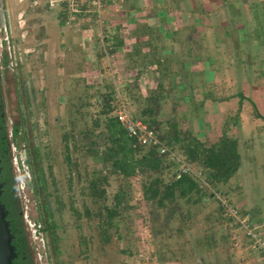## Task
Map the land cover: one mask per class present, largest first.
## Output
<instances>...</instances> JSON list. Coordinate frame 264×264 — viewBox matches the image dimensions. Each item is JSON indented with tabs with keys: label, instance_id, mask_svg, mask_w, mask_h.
Instances as JSON below:
<instances>
[{
	"label": "rangeland",
	"instance_id": "rangeland-1",
	"mask_svg": "<svg viewBox=\"0 0 264 264\" xmlns=\"http://www.w3.org/2000/svg\"><path fill=\"white\" fill-rule=\"evenodd\" d=\"M260 2L264 8V0ZM38 6L44 5L31 4L28 0H0L4 20L0 25V41L5 40L10 48L7 50L2 43L0 56L4 50L9 62L10 51L15 66L13 70L10 66H0V114L9 146L8 174L26 240V263L120 264L132 258L137 225L141 223L148 226L157 259L162 264L178 261L189 249L195 254L197 245L203 264H214L210 253H216V227L220 231L214 196L220 192L237 202L235 187L238 188V183L228 184V180L221 184L207 183L206 171L192 163L193 170L199 173L196 178L199 191L191 194V200L196 202H185L184 198L176 196L158 207L143 199L141 184L154 176L163 181L173 179L178 164L168 162L163 156V167L158 173H137L127 178L110 173L99 161L104 144L100 134L104 115L100 110L106 102L102 95L107 93L101 87H94L97 92H89L82 82L83 76H76L73 85L77 90L71 92L72 95L69 93V98L67 82L61 81L60 90H57L55 83H47L48 78L44 80L46 77L52 80L55 72L52 67L44 72L47 71V68L43 70L44 60L37 64V54L40 56L42 52L38 53L36 46L52 43L54 38L48 34L44 38L39 36L38 24L46 19L36 13ZM263 8L255 5L251 11L246 10L250 17L245 24L248 30H254L264 39ZM261 22L262 26L257 27ZM47 38L48 41L43 40ZM37 65L40 69L35 67ZM33 77H38L39 89L31 98L28 86L29 82L34 83ZM111 92L113 99H109V106L115 99V91ZM148 105L144 103L141 108ZM137 112L135 116L132 114L136 119H148L147 115ZM153 115L162 141L167 119L158 116L156 108ZM13 127L17 130L15 137L11 135ZM62 134L67 136V149L63 148ZM146 148L142 147V152ZM171 151L184 159L178 149ZM253 177H247L252 192L250 197L259 204V201L264 202L258 198L264 193V180ZM91 181L105 190L101 197L89 196ZM116 193L122 196V203L117 206L118 214L112 217L111 225H107L105 207L112 206ZM46 202L51 212L48 223L55 237H51L45 227ZM187 221L192 222V226L187 227ZM182 228L191 230V239L183 234ZM103 235L108 237L105 242L101 239ZM235 252L230 251L231 255ZM187 259V264H199L195 259L191 262L190 257Z\"/></svg>",
	"mask_w": 264,
	"mask_h": 264
},
{
	"label": "crops",
	"instance_id": "crops-1",
	"mask_svg": "<svg viewBox=\"0 0 264 264\" xmlns=\"http://www.w3.org/2000/svg\"><path fill=\"white\" fill-rule=\"evenodd\" d=\"M260 1L104 0L98 14L76 18L73 26L64 23L58 9L38 6L36 13L46 19L36 25L39 36L48 34L54 41L43 39L48 42L36 46L42 52L37 64L44 60L45 73L53 68V79L43 78L57 90L61 81L68 83L67 95L77 90L75 77L83 76L89 92L101 87L107 93L102 98L113 99L115 91L134 116L155 98L158 116L175 120L198 140L211 144L222 135L235 139L239 166L228 184L238 183V200L230 201L260 218L264 202L250 197L247 177L264 180V39L245 24L250 17L246 10L255 5L262 9ZM35 78L28 86L31 98L39 89ZM263 194L258 198L264 201ZM185 202L193 201L190 197ZM182 230L192 238L191 230ZM195 249V254L189 249L166 264H187V257L203 264L198 245ZM232 249L216 227V253H210L214 264H238L241 256L249 264H264L244 247L233 249L234 255Z\"/></svg>",
	"mask_w": 264,
	"mask_h": 264
},
{
	"label": "trees",
	"instance_id": "trees-1",
	"mask_svg": "<svg viewBox=\"0 0 264 264\" xmlns=\"http://www.w3.org/2000/svg\"><path fill=\"white\" fill-rule=\"evenodd\" d=\"M4 43V41L2 42ZM8 64V55L3 50V55L0 56V66L6 68ZM109 99H105L104 106L101 108L100 113L104 115V121L102 125L103 148L99 153V161L103 166H107L112 174H119L123 178L130 177L134 174H147L158 173L161 171L162 157L158 154L156 148L147 147L142 152L143 146L134 144L133 139L126 136L124 129L119 125L117 120L109 115L110 107L108 105ZM150 104L145 108L142 116L147 115L148 119L141 120L148 126L158 130L153 119V113L155 106H157V100L152 98ZM1 113V112H0ZM152 116V117H150ZM96 125L97 122L94 121ZM167 129L164 131V136L161 137L162 144L169 149H178L179 153L184 159L190 163H195L206 171V182L225 183L236 171L239 166V154L237 152L235 139L228 138L222 135L216 142L208 144L198 140L187 131L181 130L175 120L166 122ZM17 134L16 127L11 129V135L15 137ZM159 137V136H158ZM67 136L61 135V141L63 148L67 149L66 144ZM160 140V137H159ZM9 146L6 140V132L3 124V116L0 114V178L9 169ZM7 180L5 184L1 186L0 201L4 204L6 209V219L10 214L18 217L17 211L12 208L11 204L5 202V195L12 189L13 184L10 180L9 174L6 175ZM35 178V174H33ZM10 180V184H7ZM35 187L39 185V181L34 179ZM89 196L92 198L101 197L105 190L98 188L96 181L89 183ZM199 191V187L195 179L192 177L181 174L178 178H173L169 181H163L158 176L150 177L147 181L141 184V193L143 199L147 202L155 203L156 206L162 207L165 201H172L176 196L184 198L185 201H190L191 194ZM120 194L114 195L113 204L111 207H105L107 225H111L112 217L118 214L117 206L122 203ZM45 222L48 234L51 237L54 236L53 227L50 221L51 212L49 211V204L45 205ZM87 213V212H86ZM13 222L9 223L10 233L15 231ZM102 241H107L108 237L103 235ZM18 251V249H17Z\"/></svg>",
	"mask_w": 264,
	"mask_h": 264
},
{
	"label": "built area",
	"instance_id": "built-area-1",
	"mask_svg": "<svg viewBox=\"0 0 264 264\" xmlns=\"http://www.w3.org/2000/svg\"><path fill=\"white\" fill-rule=\"evenodd\" d=\"M20 1V0H19ZM31 4L41 3L48 9H58L64 16V23L74 25L76 18L87 17L93 13L98 14L104 0H28ZM6 49L9 50L5 40ZM0 46L2 42L0 41ZM8 66L14 65L13 57L9 51ZM109 115L114 117L119 125L124 129L127 137L133 139L134 144L143 147H154L158 154L163 155L165 160L178 164V168L173 178H178L181 174L188 175L195 179L199 173L192 168V163L185 162L181 156H176L171 149L161 143L154 128L136 119L129 109L127 100L117 95L110 105ZM184 160V161H183ZM205 183V182H204ZM200 188V185L198 186ZM218 210V226L222 234L226 237L231 248L244 247L264 261V216L254 218L246 209L234 205L230 199L220 192L214 196ZM136 249L132 258L124 259L120 264H160L154 245L152 244V234L145 224L139 223L136 232ZM128 257V256H127ZM238 264H249L246 256H241Z\"/></svg>",
	"mask_w": 264,
	"mask_h": 264
},
{
	"label": "flooded vegetation",
	"instance_id": "flooded-vegetation-1",
	"mask_svg": "<svg viewBox=\"0 0 264 264\" xmlns=\"http://www.w3.org/2000/svg\"><path fill=\"white\" fill-rule=\"evenodd\" d=\"M2 11L0 12V25H1V21L2 24L4 23L3 20V16H2ZM8 174V171L5 172L1 178H0V184H2L1 186H3L5 184V180H7L6 175ZM10 180H8L7 184H10L9 182ZM5 202L7 204H11L12 208H14V210L16 211V197L14 195V191L11 189L4 197ZM18 213V212H17ZM19 216V213H18ZM8 223L13 222V226L15 228V231L12 234V238L10 243L12 244L14 251L16 253V256L12 259V263L13 264H27V248H26V240H25V235L23 234L22 231V226L20 223V219L16 216H14V214H10L8 217ZM18 249V251H17Z\"/></svg>",
	"mask_w": 264,
	"mask_h": 264
},
{
	"label": "water",
	"instance_id": "water-1",
	"mask_svg": "<svg viewBox=\"0 0 264 264\" xmlns=\"http://www.w3.org/2000/svg\"><path fill=\"white\" fill-rule=\"evenodd\" d=\"M0 8V12H1ZM0 184V193H1ZM6 209L0 201V264H13L12 259L16 256L14 248L10 243L12 234L9 230V223L6 219Z\"/></svg>",
	"mask_w": 264,
	"mask_h": 264
}]
</instances>
